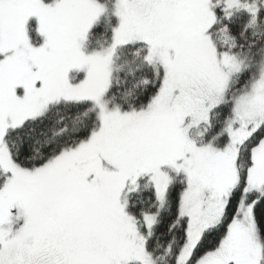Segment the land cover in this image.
Listing matches in <instances>:
<instances>
[{
    "label": "snow or ice",
    "instance_id": "obj_1",
    "mask_svg": "<svg viewBox=\"0 0 264 264\" xmlns=\"http://www.w3.org/2000/svg\"><path fill=\"white\" fill-rule=\"evenodd\" d=\"M0 264H264V0H0Z\"/></svg>",
    "mask_w": 264,
    "mask_h": 264
}]
</instances>
